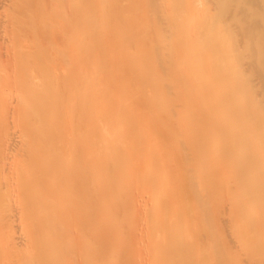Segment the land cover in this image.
<instances>
[{"label": "bare ground", "instance_id": "bare-ground-1", "mask_svg": "<svg viewBox=\"0 0 264 264\" xmlns=\"http://www.w3.org/2000/svg\"><path fill=\"white\" fill-rule=\"evenodd\" d=\"M142 1L141 4L155 8L161 5L163 0H146L148 4L144 3L145 1L142 3ZM186 1L180 3L178 0L175 4L177 9L174 8L175 14L168 11V13L161 12L154 20L159 21V24H153L158 29L160 27L167 29L169 25H172V22L182 23L187 27L189 38L184 36L185 39L182 37V40L173 43L172 51L176 53L171 51V54L176 55L174 58L168 56L175 64L178 60L181 61V57L184 55L189 56V60L183 63L186 67L182 68V66L179 70L182 73L179 77H182L181 81L185 84L182 87L179 86L180 90L179 88L178 90L174 89L173 82L175 87L179 82L176 83L177 80L174 78H172V82L170 81L171 76L169 75L172 71L169 69V72L166 73L167 75L170 73L169 80L168 78L163 80L165 76L159 74L160 72L163 74V69H160L158 75L163 77L160 80L165 82L160 81L158 77L156 80L162 82V85L166 84V89L165 86H160H162L161 89L164 87L165 91L161 90L164 93L169 89L168 97H170L171 91V97L175 93V100L178 97L176 95L178 91L191 86L194 90V95L192 90V94L190 93L193 96V100H191L194 103L192 105L197 107L195 110H198V115L192 107L194 112H190L193 114L188 113L186 116L181 112L191 109L185 103L190 96L186 95V100L183 98L185 94L180 92V95L184 94V96L181 95L183 98L181 100L183 102L186 100L185 106H189L186 109H184L185 106L181 107L180 112L184 116H181L182 114L180 116H163L161 114L159 116L156 114V116H150L155 122L152 124H149L150 121L152 122L150 114L146 118L140 116L139 119V115L126 118V116L106 117L98 114L95 118L92 116L91 123L90 119L92 118L88 122L87 117L85 120H83L84 118L76 119V121L73 119L75 122L71 123L72 117L65 116L63 122H58L57 126L53 128L46 126L49 133L48 140L46 139V142L39 140L42 143L36 139L29 141L31 146H29L27 154L23 156L26 157L21 163L18 175L24 181L23 185L16 186L12 190L10 185L11 182H14L13 176L10 174L9 178L4 177L9 181L7 180V184L5 183L8 187L3 186L2 188H5L0 189V209L3 205L6 207L8 201H15L14 199L20 196V193L24 194L23 192L26 191L29 193L24 197L25 200H22V202H26L20 203V205L29 206L25 212L30 213L27 212L28 215L24 213L22 218L27 216V219L29 218L27 231L30 235V241H28L30 248L20 252L22 253L21 257L16 259L13 250L10 252L11 248H9L10 251H7L8 243L4 242L3 236L0 234V264L8 261L12 264H27L28 262L31 264H45L46 262L47 264H105L104 261H107L109 256L117 258L122 254L124 257L122 255L120 259L125 258L122 264H134L133 260H137V256L134 257L133 254H136L137 250V253H140L143 249L151 251V254H144L146 256L143 255V257H147L146 260L142 257L145 263L138 262V264H237V260H241V257L244 256L243 262L248 259L247 263L248 261L251 264L256 263L257 260L260 261V264H264V0ZM190 10V14L187 13L190 16L185 17L186 12ZM161 11H163V7ZM78 21H72L75 23L72 26L76 27ZM66 30L69 31L70 27H67ZM152 46L155 48V45ZM156 47L161 48V46ZM160 50L159 57L162 56H160ZM74 51L76 52V48ZM77 52L76 55L79 56V52ZM152 53L157 54L158 52L154 53L152 50ZM82 55L79 56L80 59L77 58V61L82 59ZM165 57H162L164 62L162 59H158V61L161 60V65L162 63L171 65L169 62L171 59L166 62L165 59L168 58ZM83 59L79 62L81 63ZM165 66L162 65L163 68ZM173 70L175 71L174 68ZM187 90L190 92L189 89ZM187 90L185 89V91ZM173 91L176 92L173 93ZM165 97L167 98V95ZM189 100L188 103H190ZM177 101L179 102V98ZM177 101L173 105L174 112L179 110L177 104L181 106L184 104L182 101V103ZM209 101L213 102L212 105L211 103L205 105ZM157 103H160V106L163 103L161 96L159 101L157 99L153 104ZM138 105L142 108V105ZM147 106L149 107V105ZM210 113L213 115L217 113L216 116H219L217 120L214 119L213 122H210ZM211 114L210 116H213ZM242 116L247 117L242 119ZM131 117L133 119L136 117V121L131 120ZM208 117L210 119H207ZM60 119L62 121L61 117ZM125 119L129 121L126 126L123 125ZM233 124H239V129L230 130L229 126ZM214 125L218 127V134L216 131L215 134H213L214 131H211V127ZM41 127L43 128V126ZM67 130L70 131L67 134L74 133V131H77L78 134L80 132L78 139L68 143L71 144L72 149L67 148V145H57L61 140V135L59 137L58 133L60 131L65 133ZM219 140L223 145L221 151L218 150L215 153L208 146L207 149L204 146L209 145L212 141L219 142ZM146 151L148 152L145 153ZM3 153H0V157ZM33 156L46 158L45 167L37 168L30 164L31 160L29 161V159ZM84 161L86 162L84 163ZM60 162L68 163V173L58 169L57 165ZM115 169L119 171H115ZM58 171L66 175L61 176V179L60 177L52 179L53 184L51 181H49L51 184L47 182L51 185H48L50 186L49 192H29L41 185L48 187L46 178ZM145 176L149 177L148 181L143 180ZM223 177L227 180L230 179L229 177L231 180L233 178L232 183L231 181H229L231 184H228L226 180L222 181ZM113 180H116L114 182L116 185L112 182ZM89 183H93V185L90 184L87 187L86 184ZM225 183L227 184L225 185ZM66 184L67 186L70 184V186L63 190ZM52 185H55L54 190ZM18 187L20 188L19 194H17ZM113 192L115 195L112 194ZM14 194L17 196L11 200ZM111 194L114 195L112 202L117 204L116 207L109 198ZM108 201L109 204L114 205H109L106 211H100V207L107 206L105 202ZM137 205L145 207L138 210L141 208L136 207ZM11 206L13 208V205ZM134 207L140 212L133 214ZM40 209L42 212L35 216L36 211ZM21 210L20 212L18 210L17 213H22L23 210ZM136 210L135 212H137ZM111 212L114 216L119 213L120 216L124 214V218L116 220L114 217H110L112 219H109L108 215L110 216ZM54 213H62V215L53 216ZM73 213H77L76 216H70ZM12 215L14 216V213ZM128 217L134 221L138 218L139 221L133 226L131 224L133 221L130 222ZM3 218L6 216L1 211L0 223L3 222ZM102 218L106 219L103 220L108 223L106 226L111 225L116 229L115 233L113 231L115 234L114 244L113 239H108L111 236L105 238L113 244V248L108 250L105 245H109V243L105 239L98 238V242H95L97 239H94L95 241L92 242L95 246H93L91 240H93V236L96 237L95 235L90 237L91 240L89 237H85L88 240H83V236L79 233L85 227L88 228V225L90 227L92 224L98 223L99 220L102 221ZM125 218L128 219L126 223L131 224L130 227L126 225ZM212 222L214 226H212ZM59 223H62V226L70 224L72 227L66 228L64 225V229L59 228L60 231L51 232L52 226ZM105 228L107 231L108 227ZM57 231L59 232L57 233ZM98 231H102L101 238L105 231L102 229ZM140 236L147 237L146 244L143 243L145 245L142 244L141 247L134 244L137 248L133 247V240L135 241V238L138 239ZM44 240L49 244L46 245ZM81 240L85 243L87 241V244L84 243L87 246L85 250L83 249L86 252L84 256H82V248L79 247L84 245ZM99 240L105 243L103 242V244ZM42 241L46 247L39 245ZM80 243L81 245L77 246ZM61 244H65L64 246L67 247L66 251L61 250L64 251L63 253L59 250L64 247ZM45 249L54 250V255L51 251L52 256H47V254L44 256L43 253L47 251ZM132 252L134 253L132 254ZM15 253L17 252L15 251ZM77 254L80 256L78 255V259H75ZM140 258L138 256V259Z\"/></svg>", "mask_w": 264, "mask_h": 264}, {"label": "rangeland", "instance_id": "rangeland-1", "mask_svg": "<svg viewBox=\"0 0 264 264\" xmlns=\"http://www.w3.org/2000/svg\"><path fill=\"white\" fill-rule=\"evenodd\" d=\"M141 1L142 0H65V1L64 0H0V136H1L0 151L4 152L2 154V157H0L2 158L0 165L2 164L4 165L0 167V171L2 169L0 173L2 174L0 175V177L2 178L0 180L1 181L0 186L1 185L2 186L0 187V189L3 190L5 187H8L6 186V184L9 180L6 178L10 176V174L14 178V182L13 183L11 182V185L10 183H8V185L12 186V187L9 186L12 190H14L13 188H16V186L20 187L21 185H23L24 181H22V179H20L18 175L21 170V169L19 170L21 163L23 162V159L26 157L23 156L27 154V152L29 151L28 148L29 146H31L29 144V141H33L36 139L38 140V142H40L39 140L46 142L49 133L45 127L47 126L49 128H53L57 126L58 122H63L64 118L68 116H70V118L72 117L70 122L72 121L71 123H73L76 121V119L80 120L84 118L83 120H85L86 117H87L86 119H88L89 122V119L92 118V116L93 118H95L96 116H98V114L99 116L101 115L106 117L126 116V118L127 116L133 117L139 115L138 116L139 119L140 116L141 117L145 116L146 118V116H148L149 114H150L149 117L153 115L156 116V114H158L159 116L160 114L163 116H180V114H182L181 112H183L187 116L188 113H191L190 111H193L191 107L194 108L195 110L196 106L194 105L193 107L192 105L194 103L192 101L193 96H191L192 94L191 90L193 88L189 84L188 85L191 88L188 87L187 85H186L187 87L185 86L186 88H184L183 86L184 89H182V91L180 92L181 93L183 92L185 94V97H183L184 99L186 98V95L190 96V98H188V100L190 99L189 100L190 103H188L187 98H186L187 101L185 100L186 102L185 101L184 102L190 106L189 109L191 110L189 111L184 110L186 109V107L188 108L189 106L188 105L185 106V103L182 101L183 100V98H181L182 94L180 95V92L178 91L179 94L178 93L176 94L178 97L176 96L177 99L175 100V93H174L178 90V88L180 90V87H182V85L185 84V82L181 81L182 77H179L182 74L181 71L179 70H181L180 68L182 66H183L182 68H184L185 64L183 63L189 60V56L188 55L185 56L183 53L182 56L183 55L184 56L181 57L182 58L181 61L178 60L177 64H175L173 60L168 57V56L170 57L173 56L174 58V55L176 54L174 55L171 54L172 44L173 43L175 44L176 42L182 40L184 36L189 38L188 37L189 31L187 27H185L182 23L178 24L174 22H172L171 26L169 25L170 27V28L168 27L169 29L168 28L163 29L160 26H158L160 27L158 29L156 28L155 25L156 23L159 24L158 23L159 21L157 20L154 21L156 17L160 15L161 12L162 13L173 12L175 14L174 11L175 9H177L175 8V4L178 0L177 1L163 0L161 1V5L155 8L153 6L143 5L141 4ZM143 1H145L144 3L148 4L146 0ZM179 1L180 3L181 2L184 3L186 0L185 1L179 0ZM162 7H163V11H161ZM156 8H158L159 10ZM67 10L68 11L70 10L71 13L70 11L68 12ZM117 11L120 13H118ZM190 12L191 10L189 12H186L184 16L189 17L190 15H187V13L190 14ZM76 20H79L76 23V27L75 25L72 26V24H75L73 22ZM67 27H70L69 31L66 30ZM77 41L79 42L76 43ZM154 41L159 45L155 44ZM152 45H155L154 46L155 48H153ZM156 46H161V48L159 47L157 48ZM75 48H76V52H77V48H79L78 55L80 56L81 54H83L85 58L82 55V59L84 58L87 60L83 59L81 63L79 61H81L82 59L77 61V58L80 59L81 57L76 55V52L74 51ZM152 50H154V53L157 52L158 53L153 54ZM159 50H160V56L162 55L161 57L158 56ZM172 53H176V52L172 51ZM163 56H166L165 58H168L165 59L166 62L167 60L169 61V59L172 60L169 61L171 62V65L169 63H165V64L162 63L163 66L170 65L169 67L165 66L163 68L161 65V60H159L160 61L159 63L158 59H162ZM162 62H164V59H162ZM172 62L174 63V65L172 64ZM172 67L175 69L176 72L173 70ZM160 69H163V74L160 72L161 71ZM168 69L169 71H172L170 72L171 75H169L170 73L168 74L169 76H171L170 81L172 82L173 81L172 78H174L177 80L176 83L178 82L179 83L178 85L176 84L175 87V83L173 82V86H174L173 88L177 89L176 91H173L174 93L172 95L173 97H171L172 91L169 95L170 97H168L170 91L169 89H167L168 91L166 90L165 92L167 95L166 98L165 97L166 95L163 92L166 89V84L162 85L161 83L165 82L163 80L169 77L166 74L169 72ZM158 73L161 74V76H165V77L163 78L159 76ZM152 75H154L155 77ZM157 77L159 80L163 78V80H160L162 82L156 80ZM139 82L142 85H140ZM158 82L159 84H157ZM160 85L165 86V89H163L164 87L161 89L162 86ZM173 88L171 89L174 90ZM185 89L186 90L189 89L190 92L187 90L188 94L190 93L191 94L190 95L186 94L187 91H185ZM192 92L194 95V90H192ZM149 93L150 94L152 93L151 96ZM143 94L146 98L142 96ZM184 94L182 96H184ZM138 96H140L142 100L138 98ZM160 96L164 104L162 103L161 106L160 103L153 104L155 103V101H157V99L159 101ZM178 98H179V102L177 101ZM175 101H177L178 103L182 101L184 104L181 106L180 104L176 103L177 105H179V108H177L179 110H176L174 112L173 105L175 104ZM210 103L212 105L213 102L211 101H209V103L206 102L205 105L206 104L210 105ZM138 104L142 105V108ZM143 105H145L146 107L145 106L143 107ZM147 105H149V107ZM154 105L156 107H153ZM158 106L161 109H159ZM184 106L185 108L182 109L184 111H181V107ZM151 110L152 111L155 110V111L152 112ZM197 111L195 110V112L198 115ZM193 112L191 114H193ZM210 114L209 117L211 119L209 117L207 118L210 119V122H213L214 119L217 120V118L219 117L216 116L218 115L217 113L216 115H213L212 113L211 115L213 116H210ZM181 116L184 115L182 114ZM189 116L191 115L189 114ZM60 117L62 118V121ZM132 117L131 120L133 119ZM246 117L247 116H242L241 118L246 119ZM93 118L90 119V123L93 121ZM150 118L152 119V122L150 121L149 124L155 123L153 122L154 119L152 117ZM125 120L126 121L123 122L124 123L123 125L126 126L129 121L128 119ZM133 120L136 121V117ZM233 125L229 126L230 130L232 129V131L234 130L236 131L240 127L239 124H235L234 126ZM41 126H43V128ZM215 126L216 125L212 126L211 127L212 130L211 129L210 130L214 131L213 134H215V131L216 134H218L217 133L218 127ZM43 130L47 132H44ZM67 133H70V131L67 130L65 131V133L64 131L63 133L62 131H60L58 133V136L61 135V137L59 136L61 140L58 141L57 145L58 146L67 145L66 146L67 148L70 147V149H72L71 144L68 143H72L74 140L78 139L80 132L79 134L77 133V131H74V133L71 132V134H67ZM245 135L248 134L245 133ZM71 140L73 141L71 142ZM213 141L209 143V145L207 144L204 145L206 146V149L208 146L215 153L218 150L221 151L220 149H222L223 145L220 142V140L219 142L218 141L213 142ZM147 152L148 151H146L145 153ZM145 155L147 156L148 154ZM46 160H47L46 158L41 156H33L29 159V161L31 162L30 164H32L34 167L37 168H42L43 166L45 167V164H47ZM85 162L86 161H84V163ZM57 167L58 169L60 168L63 172L65 171V173H68L69 166L67 162H60L57 165ZM14 170H19V171H14ZM117 170L115 169V171ZM62 173L61 172L59 173V171L58 173L57 172L52 173L50 175L54 174L53 175L54 177L48 175L49 178L48 177L46 178V180L48 179V181L44 179V182L46 181L47 183L54 178L58 179V177H60L61 179L66 175L65 173H64L65 175ZM5 176L6 178H4ZM223 178L222 181L226 180L228 184H231L233 181V178L231 180V177H229L230 178L229 180ZM144 179L148 181L149 177L145 176L143 180ZM229 181H231V183ZM51 182L52 184L54 183L53 181ZM51 182L49 183L51 184ZM112 182L114 183L116 182V180L115 181L113 180ZM49 183H47V186L50 185ZM90 184L93 185V183H89L86 184V186L89 187ZM226 184L227 183H225V185ZM114 185H116V183H114ZM3 186L5 187L2 188ZM44 186L41 185V187L40 186L36 187L34 188V190L32 189L29 192L30 193L49 192L51 185L48 187L46 186L44 187ZM54 186L55 185H52V188ZM68 186H70V184H68ZM68 186L66 184V186L63 187L64 188L63 190L69 188ZM19 190L20 188L18 189V191ZM26 192H23L25 194L24 196V194H21L19 191L17 194L20 193V196H18L17 198H15L17 196L15 195L16 194L15 193L14 196L11 197L12 198L11 200L15 198L14 199L15 201L13 202L8 201V203L6 204L7 206L4 207L3 205L1 206L0 209L6 216V218H3V222L0 223V234L3 236L4 242L8 243L7 251H10L9 248H11L10 252H12L13 250V254H16L15 255L16 259L17 258L19 259V257H21L20 255L22 253L20 252H24V250L26 251L27 249L30 248L28 247L30 245V242L28 245V241H30L29 239L30 235L27 231L29 229V222H28L29 218L27 219L28 216L24 219L22 218V215L24 213L26 215L30 213L27 210L26 211L28 213L25 212V209L27 208L29 209V206L25 204H23L24 206L20 205V203L26 202V201L22 202L24 197H26V195L29 194L28 191ZM112 194H114V192ZM112 194L109 195V198L111 199V203H114L112 202L113 200L112 197H114L115 194L114 195ZM111 203L109 204V201L107 203L105 202L107 206L104 205L103 207L101 205L103 208L100 207L99 210L106 211V209L109 208L108 207L109 205L113 206L115 204V203L114 204ZM8 205H10V207H8ZM11 205H13V208ZM116 205L117 204H115L114 206L116 207ZM20 206L22 207L20 208ZM136 207L141 208L138 210H142L144 209L142 207L145 206L137 205ZM17 209L19 210V212L20 209H22L23 210V211L21 210L22 213L18 214ZM112 210L115 211L114 209ZM135 210H133V214L140 212L137 210H136L137 212H135ZM41 212H42L41 209L37 210L35 216L39 215ZM112 212L110 216L108 215L109 219H112L110 217H114V219L116 220H120L124 218V214L120 216L119 213V214H115L114 216ZM13 213L14 216L12 215ZM57 214H59V216L60 214L62 215V213H57ZM57 214L54 213L53 216H56ZM76 214L77 213H73L70 214V216L74 217L76 216ZM131 217H128V219H130L129 220L130 222L133 221L131 224L135 226L134 224H137L136 222L139 220L138 218L135 219L136 221H134V219L131 220ZM104 219L102 218V221L99 220L98 223L94 225L90 224L91 225L90 227L88 225V228L85 227L84 229H82V231L79 233L83 237L80 234L79 235L83 238V240H86L88 237L90 238L93 235H95L96 237L93 236L94 237V238L92 237L93 240H91L90 238L91 242L95 241L96 239L97 241L95 242H98V238L104 240L105 238H107L106 236H111L108 239L112 240L115 237L114 233L116 229L114 226L111 225L106 226L108 223H106L105 221L103 222ZM128 219L125 218V223L128 221ZM61 224L62 223L57 224L58 226L57 225H54V227L52 226L50 231L55 232V230H59V228L64 229L65 227L68 228V226L70 228L72 227V225L70 226V224L67 225L64 224L65 227L64 225L62 226ZM131 224L126 223L128 227H130ZM211 224L212 226H214L213 222ZM105 227H108L107 231H105L106 230ZM109 227L112 228L110 229ZM101 229L105 231V233L108 232L109 230L107 234L105 233L103 234V236H105V237L102 236L103 238L102 237L100 238V236L102 235ZM98 230H100L101 232H99ZM59 231H57V233ZM134 233H132V235H134ZM108 239L107 240L105 239V241L109 243V245H105L107 247V250L113 248V244H114V239L112 241L113 244L112 242L110 243V240L108 241ZM146 239L147 237L145 238L144 236H140L138 239L136 237L135 241L133 240L134 242L133 245L136 244L139 247H141L143 243L146 244ZM99 241L101 243L104 242L102 240ZM47 243L48 242L46 241V245L49 244ZM81 243L84 244L85 241L83 242L81 240ZM81 243L78 244L77 246L81 245ZM85 244H87V241ZM85 244L79 246L80 248H82L81 251L87 248ZM92 244L93 242L91 243V245ZM39 245L40 246L44 245L46 247L43 241ZM136 245H134L133 247L137 248ZM93 246L95 245L93 244ZM88 247L90 248L89 243H88ZM58 248L56 249L58 250ZM45 250L47 251L43 253L44 256H46V254L47 256H49L54 251L51 249L50 250L52 252L49 251L48 249ZM59 250L60 252H62L61 250L66 251L67 247L66 246L61 247L59 248ZM84 250L82 256H84V253H86L84 252ZM15 251L18 253L19 256L17 255V253H15ZM137 251L136 254H133L134 252H132L134 257L137 256V260H133L134 264H138V262L140 263L144 262L147 259V257L146 258L143 257L144 254L146 255L151 254V251L149 250L147 251L146 249L145 250L143 249V251L140 253H137ZM52 254L54 255V252ZM79 254H77V257L75 255L74 258L78 259ZM118 256L117 258L116 256H113L112 258H110L111 256H109L110 259L107 258L108 260L106 259L107 261H104V263L106 264L107 262V264H122L125 258L120 259L121 256H119L118 259ZM138 256L139 258L140 257L141 258L138 259ZM142 257L145 260L142 259ZM243 258L245 259V256L241 257V260H237L236 263L238 264L239 262L240 264V262L242 261V264L243 263L246 264L247 263L246 261L248 259H246V261L243 262L244 261ZM8 262H4V264H12V262L11 263L10 261ZM258 262L260 264V261L256 260L257 264ZM29 263L30 262H28L27 264ZM248 263L250 262L248 261ZM45 264H47V262Z\"/></svg>", "mask_w": 264, "mask_h": 264}]
</instances>
